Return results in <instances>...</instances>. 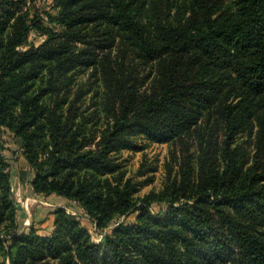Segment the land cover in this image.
I'll return each mask as SVG.
<instances>
[{
    "label": "trees",
    "instance_id": "16d2710c",
    "mask_svg": "<svg viewBox=\"0 0 264 264\" xmlns=\"http://www.w3.org/2000/svg\"><path fill=\"white\" fill-rule=\"evenodd\" d=\"M36 1L0 0V132L34 194L109 233L62 207L17 233L0 142L1 264H264V0ZM144 143L174 165L140 197Z\"/></svg>",
    "mask_w": 264,
    "mask_h": 264
},
{
    "label": "rangeland",
    "instance_id": "374dc122",
    "mask_svg": "<svg viewBox=\"0 0 264 264\" xmlns=\"http://www.w3.org/2000/svg\"><path fill=\"white\" fill-rule=\"evenodd\" d=\"M52 5H53L52 0H37L31 6H33L32 7L33 9L36 8L39 9L41 12H52L51 10ZM41 40L42 38L38 36L35 37L31 36L30 39V41L33 42L34 44H39ZM83 79H85V77H83ZM0 142L4 145V151L2 152V154L5 157L7 164L9 165V170L11 174L13 196L15 198L16 209H17V224H18L17 233H23V232L26 233L29 231V228H31L30 227L31 221H29L30 220L29 219L28 223L24 224L23 218H19V215H20L21 206H23V204L27 201V196L29 195L28 194L29 171H27V169L25 170L23 161H20L18 157L16 158L15 156L17 146L19 145V147L22 149L19 142L10 133L6 131L0 132ZM144 144L146 146L142 151L123 152L121 156V159L123 160V163L126 165L128 172L133 176H135L137 174V171L141 168L142 169L148 167L150 168V171L147 172L145 176L136 177L138 181H145V183L143 182V184L139 186L138 196L140 197L148 193L150 190H156V191L160 190L167 173L168 164L172 162L174 165V162L172 161L173 160L172 157H173V149L175 148L173 146L171 145L169 146L168 144H153V143L152 144L144 143ZM43 203H45V199H41L40 202L38 201H34L32 203L29 202L27 206L33 216L34 215L39 216L40 221L38 224H36L37 225L36 229L38 233H39V229L46 231V229L48 228V224L47 222H45L47 220L46 212L49 209L51 210L53 209V207H48ZM63 206L69 208L72 207L73 209H75L76 212L79 213L78 216H76L77 218L75 217L74 218L80 222L82 227L86 228L90 232V234H92L91 236L94 238V240L97 239L100 242L103 238V235L109 233V230H105L103 234H99V232H97L96 230L93 231L92 221L86 215L83 214V210L78 205L73 206L71 205L70 202H64V205H62V207ZM43 208L45 209L43 210ZM159 209L160 208L158 206H153L152 212L156 213L157 211H159ZM134 217L135 215L131 214L127 217L121 218L120 222L124 221L126 223H131L133 222ZM114 224L115 223H113L109 229H112ZM1 262H2V257L0 255V264ZM6 264L8 263L6 262Z\"/></svg>",
    "mask_w": 264,
    "mask_h": 264
},
{
    "label": "crops",
    "instance_id": "0c3cea01",
    "mask_svg": "<svg viewBox=\"0 0 264 264\" xmlns=\"http://www.w3.org/2000/svg\"><path fill=\"white\" fill-rule=\"evenodd\" d=\"M21 148L19 147V145L17 146L16 148V158L18 157V159L20 161H23L24 163V166H25V170L27 169L28 171V167L25 163V160L23 159L22 155H21ZM29 173V176H28V196H27V201L23 204V206H21V210H20V215H19V218H23L24 220V224L25 223H28V220L31 221V225L30 227H33L36 229L37 225L40 221L39 219V216L38 215H32L31 212L29 211V208L27 207L28 206V203L29 202H34V201H38L40 202L41 199H45V203H43L44 205L48 206V207H53V209H49L46 214H47V220L45 222H47L48 224V228L46 229V231L42 230V229H39V233L40 235H43V236H50L51 232H52V229H53V215H52V212L56 209V208H59L61 207L62 205H64V202L61 198L59 197H54V196H49V197H44L42 195H36L32 192V187H31V180L33 179V175L32 173L28 172ZM43 197V198H42ZM25 207V208H23ZM47 208V207H46ZM45 208H43L44 210ZM30 223V222H29ZM36 225V226H35ZM42 227V226H41ZM25 230V229H24Z\"/></svg>",
    "mask_w": 264,
    "mask_h": 264
},
{
    "label": "built area",
    "instance_id": "2783aa9c",
    "mask_svg": "<svg viewBox=\"0 0 264 264\" xmlns=\"http://www.w3.org/2000/svg\"><path fill=\"white\" fill-rule=\"evenodd\" d=\"M71 205H73V206H77V204L75 203V202H72L71 203ZM62 207V206H61ZM65 211H66V213L68 214V215H70V216H73V217H75V218H77L76 216H78V212H76L75 211V209H73L72 207H66V206H63L62 207ZM83 214L85 215V213L83 212ZM96 229H95V226L93 225V231H95ZM92 235V234H91ZM101 237V236H100ZM92 240L95 242V243H98L99 242V240H94V238L92 237Z\"/></svg>",
    "mask_w": 264,
    "mask_h": 264
}]
</instances>
